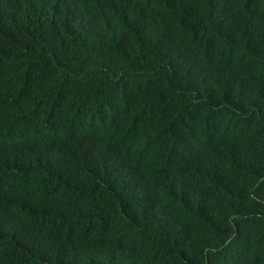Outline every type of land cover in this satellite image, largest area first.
Listing matches in <instances>:
<instances>
[{
  "label": "trees",
  "instance_id": "16d2710c",
  "mask_svg": "<svg viewBox=\"0 0 264 264\" xmlns=\"http://www.w3.org/2000/svg\"><path fill=\"white\" fill-rule=\"evenodd\" d=\"M0 264H264V0H0Z\"/></svg>",
  "mask_w": 264,
  "mask_h": 264
}]
</instances>
